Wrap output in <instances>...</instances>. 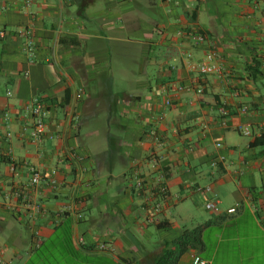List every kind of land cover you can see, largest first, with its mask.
<instances>
[{
    "label": "crops",
    "instance_id": "1",
    "mask_svg": "<svg viewBox=\"0 0 264 264\" xmlns=\"http://www.w3.org/2000/svg\"><path fill=\"white\" fill-rule=\"evenodd\" d=\"M0 33V264H152L197 228L175 264H264V0H0Z\"/></svg>",
    "mask_w": 264,
    "mask_h": 264
},
{
    "label": "built area",
    "instance_id": "2",
    "mask_svg": "<svg viewBox=\"0 0 264 264\" xmlns=\"http://www.w3.org/2000/svg\"><path fill=\"white\" fill-rule=\"evenodd\" d=\"M32 1L33 0H24V3L26 6H28L32 3ZM22 34L24 38V44H23L24 49L26 53L29 56H31L34 50L31 29L28 28L25 29ZM0 36L3 37V33H0ZM201 39L202 38L200 37V40ZM216 56L217 55L215 52H209L205 54L204 58L198 63L196 68L199 75L206 76V75L214 74L218 71V67L215 64ZM196 93L198 94L202 93V88L197 87ZM166 105H169V103L167 102ZM28 109L30 110L33 119V135L35 138L38 139L40 135H42L45 131V113H46L45 107L39 101H34L33 103H30ZM241 111L246 112L247 108L243 107ZM219 113L223 119H225L229 115L227 109L224 107H221L219 109ZM238 131L245 136L250 135V131L247 128L239 127ZM159 160H160V156H152L150 159V163L152 164V167H155V165ZM11 169L13 170V167ZM29 173H30L31 185L38 187L42 180L41 173L35 168H29ZM46 184L50 187H55L57 185V181L54 178H49L46 181ZM136 186L138 190H142L144 184L139 181ZM200 191H202L203 193H212V187L210 185H207L203 187ZM169 196H170L169 189L166 182L162 178H157L151 187L149 198H152V202L150 204L148 202L146 211L148 213H153V215L160 213ZM205 208L213 212L218 211L217 202L215 201L214 196L207 200L205 204ZM237 208H238L237 205L228 208L226 210V213L233 215L237 212ZM151 220H154V217L151 218ZM79 241L80 243H82L83 240L80 239ZM97 249H99L100 251L110 250L108 244L105 242L98 244ZM190 256H191L192 264H207L206 261H204L197 253L192 252Z\"/></svg>",
    "mask_w": 264,
    "mask_h": 264
},
{
    "label": "trees",
    "instance_id": "3",
    "mask_svg": "<svg viewBox=\"0 0 264 264\" xmlns=\"http://www.w3.org/2000/svg\"><path fill=\"white\" fill-rule=\"evenodd\" d=\"M199 233L200 229L198 228L194 230H185L179 238L172 242L173 249L166 250L163 255L152 264H175L177 259L193 248Z\"/></svg>",
    "mask_w": 264,
    "mask_h": 264
}]
</instances>
